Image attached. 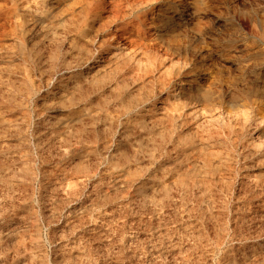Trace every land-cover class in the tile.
Listing matches in <instances>:
<instances>
[{
    "label": "rangeland",
    "instance_id": "obj_1",
    "mask_svg": "<svg viewBox=\"0 0 264 264\" xmlns=\"http://www.w3.org/2000/svg\"><path fill=\"white\" fill-rule=\"evenodd\" d=\"M0 264H264V0H0Z\"/></svg>",
    "mask_w": 264,
    "mask_h": 264
}]
</instances>
